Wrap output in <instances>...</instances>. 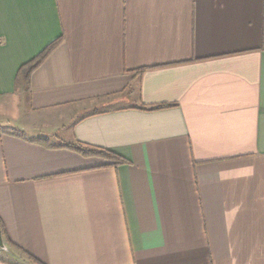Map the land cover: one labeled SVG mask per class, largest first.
Here are the masks:
<instances>
[{
	"label": "crops",
	"instance_id": "1",
	"mask_svg": "<svg viewBox=\"0 0 264 264\" xmlns=\"http://www.w3.org/2000/svg\"><path fill=\"white\" fill-rule=\"evenodd\" d=\"M0 222L43 264H264V0H0Z\"/></svg>",
	"mask_w": 264,
	"mask_h": 264
},
{
	"label": "trees",
	"instance_id": "2",
	"mask_svg": "<svg viewBox=\"0 0 264 264\" xmlns=\"http://www.w3.org/2000/svg\"><path fill=\"white\" fill-rule=\"evenodd\" d=\"M61 42H62V37L58 38L57 40L47 45L45 49L40 54H38L33 60L21 66L18 71L16 81L23 80L25 84L29 86V79H30L31 74L46 60V58L52 52V50L55 47H57ZM143 72L144 70L141 69V70H138L136 73L138 75H141ZM174 106L175 105H170V104H159V105L150 106V107L141 106L138 109L144 110V111H160V110L168 109ZM62 147L64 149L77 153L82 157H86V158L87 157H98V158L107 160L111 163L112 166H120V165L128 164V162L125 159L117 155H114L108 151H105V150H92L80 144H70V145L68 144V145H63ZM0 230H1L2 237H3V241L8 248L19 251L20 253L25 255L27 259L31 262V264H43L40 261L33 258L32 256L28 255L18 246L11 243L6 235L5 229L3 225L1 224V222H0Z\"/></svg>",
	"mask_w": 264,
	"mask_h": 264
},
{
	"label": "water",
	"instance_id": "3",
	"mask_svg": "<svg viewBox=\"0 0 264 264\" xmlns=\"http://www.w3.org/2000/svg\"><path fill=\"white\" fill-rule=\"evenodd\" d=\"M0 250H2V251H8L9 250L3 241L1 230H0Z\"/></svg>",
	"mask_w": 264,
	"mask_h": 264
}]
</instances>
